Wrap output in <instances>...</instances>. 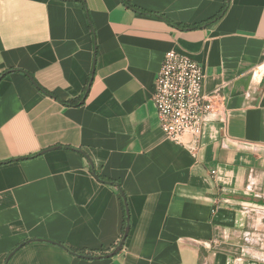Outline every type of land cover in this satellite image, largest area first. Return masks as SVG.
<instances>
[{
    "label": "crops",
    "instance_id": "1",
    "mask_svg": "<svg viewBox=\"0 0 264 264\" xmlns=\"http://www.w3.org/2000/svg\"><path fill=\"white\" fill-rule=\"evenodd\" d=\"M127 1L140 11L0 0V264H264V0L195 29L166 19L200 25L225 0ZM171 50L204 67L228 115L196 153L167 140L152 101ZM118 186L122 251L70 253L113 251Z\"/></svg>",
    "mask_w": 264,
    "mask_h": 264
},
{
    "label": "built area",
    "instance_id": "2",
    "mask_svg": "<svg viewBox=\"0 0 264 264\" xmlns=\"http://www.w3.org/2000/svg\"><path fill=\"white\" fill-rule=\"evenodd\" d=\"M206 73L202 65L185 53L168 51L152 93L159 123L167 140L196 153L205 125L218 114L228 125L225 109L217 107V95L204 92ZM213 174H216L214 171Z\"/></svg>",
    "mask_w": 264,
    "mask_h": 264
},
{
    "label": "trees",
    "instance_id": "3",
    "mask_svg": "<svg viewBox=\"0 0 264 264\" xmlns=\"http://www.w3.org/2000/svg\"><path fill=\"white\" fill-rule=\"evenodd\" d=\"M63 1H81V0H63ZM123 2L125 4H127L128 6H130L131 8L137 10V11H140V9H138L137 7L133 6L131 3H129L127 0H123ZM228 7H229V0H225V4H224V7L223 9L217 14L215 15L214 17H212L211 19L201 23L200 25H193V26H183V25H179V24H175L169 20L166 19V21L174 26V27H177V28H184V29H195V28H200L202 26H209L210 24L216 22L217 20H219L221 17H223L225 15V13L227 12L228 10ZM145 14H147V12L145 11H141ZM150 14V13H148ZM165 19V18H164ZM8 72H5L3 73L1 76H0V80L7 74ZM30 78H32L30 75H29ZM35 83V81H33ZM36 84V83H35ZM37 85V84H36ZM38 86V85H37ZM53 96V95H51ZM66 104H69V105H72V104H75L74 102H69V103H66ZM28 159V158H27ZM97 178L104 182V183H108V184H116L114 183L112 180H109V179H106L100 175H97ZM119 189H120V193H121V200H122V205H123V212H124V224H123V235L120 239V241L117 243V245H115L113 247V251L116 249V247L121 243V241L123 240L124 236H125V232H126V227H127V218L128 216L130 217L129 215V208H128V203H127V199H126V196H125V193L123 192V190L120 188V186H118ZM66 248V247H65ZM70 253L80 257V258H84L85 256H92V257H104L105 255L111 253L112 251L109 249V250H106V249H103V250H100L98 252H94V253H87V251H84V250H79V249H68L66 248ZM102 259V258H101Z\"/></svg>",
    "mask_w": 264,
    "mask_h": 264
},
{
    "label": "water",
    "instance_id": "4",
    "mask_svg": "<svg viewBox=\"0 0 264 264\" xmlns=\"http://www.w3.org/2000/svg\"><path fill=\"white\" fill-rule=\"evenodd\" d=\"M129 232H130V217L128 216L127 218V227H126V232H125V236L123 238V240L121 241V243L116 247V249L114 251H112L111 253L105 255L104 257H92V256H85L84 259H87V260H91V259H110V258H113L115 257L116 255H118L122 249H123V246L125 244V241L129 235Z\"/></svg>",
    "mask_w": 264,
    "mask_h": 264
},
{
    "label": "rangeland",
    "instance_id": "5",
    "mask_svg": "<svg viewBox=\"0 0 264 264\" xmlns=\"http://www.w3.org/2000/svg\"><path fill=\"white\" fill-rule=\"evenodd\" d=\"M255 231H261L262 234H264V219L261 220L258 227H256Z\"/></svg>",
    "mask_w": 264,
    "mask_h": 264
}]
</instances>
